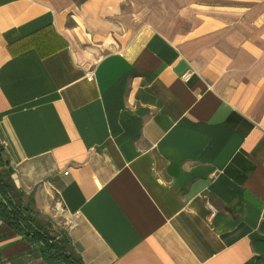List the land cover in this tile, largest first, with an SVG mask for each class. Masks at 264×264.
Here are the masks:
<instances>
[{
	"label": "crops",
	"instance_id": "crops-1",
	"mask_svg": "<svg viewBox=\"0 0 264 264\" xmlns=\"http://www.w3.org/2000/svg\"><path fill=\"white\" fill-rule=\"evenodd\" d=\"M0 145L84 264H264V0H0Z\"/></svg>",
	"mask_w": 264,
	"mask_h": 264
},
{
	"label": "trees",
	"instance_id": "trees-1",
	"mask_svg": "<svg viewBox=\"0 0 264 264\" xmlns=\"http://www.w3.org/2000/svg\"><path fill=\"white\" fill-rule=\"evenodd\" d=\"M3 151L0 145V221L37 246L47 264H84L66 231L53 228L50 218L34 207L33 198L16 186Z\"/></svg>",
	"mask_w": 264,
	"mask_h": 264
},
{
	"label": "rangeland",
	"instance_id": "rangeland-1",
	"mask_svg": "<svg viewBox=\"0 0 264 264\" xmlns=\"http://www.w3.org/2000/svg\"><path fill=\"white\" fill-rule=\"evenodd\" d=\"M104 51L105 50L101 49L97 53L100 54ZM56 203H58L57 198L54 196L51 213L53 214V218L58 222L57 224L55 223L54 226L56 227V229L61 231V230H64L65 228H68V225L70 224V222L66 218L64 211H62L60 207H56Z\"/></svg>",
	"mask_w": 264,
	"mask_h": 264
},
{
	"label": "built area",
	"instance_id": "built-area-1",
	"mask_svg": "<svg viewBox=\"0 0 264 264\" xmlns=\"http://www.w3.org/2000/svg\"><path fill=\"white\" fill-rule=\"evenodd\" d=\"M190 72L187 71L185 72L181 77L184 81H188L189 80V77H190ZM86 79L91 81L94 79V69L93 68H89L87 71H86Z\"/></svg>",
	"mask_w": 264,
	"mask_h": 264
}]
</instances>
